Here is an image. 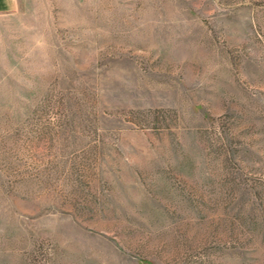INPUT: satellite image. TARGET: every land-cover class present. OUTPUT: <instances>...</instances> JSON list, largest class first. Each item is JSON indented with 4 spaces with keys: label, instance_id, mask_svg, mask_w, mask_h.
<instances>
[{
    "label": "rangeland",
    "instance_id": "obj_1",
    "mask_svg": "<svg viewBox=\"0 0 264 264\" xmlns=\"http://www.w3.org/2000/svg\"><path fill=\"white\" fill-rule=\"evenodd\" d=\"M0 264H264V0L0 12Z\"/></svg>",
    "mask_w": 264,
    "mask_h": 264
},
{
    "label": "crops",
    "instance_id": "obj_2",
    "mask_svg": "<svg viewBox=\"0 0 264 264\" xmlns=\"http://www.w3.org/2000/svg\"><path fill=\"white\" fill-rule=\"evenodd\" d=\"M13 4L14 0H0V12L11 9Z\"/></svg>",
    "mask_w": 264,
    "mask_h": 264
}]
</instances>
